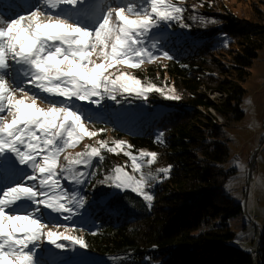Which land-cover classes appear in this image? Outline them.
Listing matches in <instances>:
<instances>
[{
	"label": "trees",
	"instance_id": "16d2710c",
	"mask_svg": "<svg viewBox=\"0 0 264 264\" xmlns=\"http://www.w3.org/2000/svg\"><path fill=\"white\" fill-rule=\"evenodd\" d=\"M172 2L185 9L183 19L161 24L160 31L186 29L197 43L181 55L171 54V59L131 69L132 76L155 84L164 94L153 91L146 100L126 95L109 102L137 112L141 102L173 110L140 127L129 121L130 128H139L137 135L117 125H91L97 139L86 143L99 147L100 140L110 146L126 141L132 146L126 150L133 154L156 152L154 165L171 166L170 172L156 185L150 205L131 192L109 198L112 188L102 181L117 166L127 164L129 170V159L123 152L101 150L103 161L93 160L88 171L92 174L80 185L81 221L73 217L63 221L61 230L76 229L67 233L84 239L87 255L112 258V264H264V227L253 252L233 245L229 219L242 207L222 193L230 173L225 168L229 151L221 130L243 118V83L264 48V0H236L237 6H227L223 0ZM220 35L227 37L228 46L217 40ZM173 87L181 97L178 101L165 98ZM203 90L219 93L220 99L207 98ZM99 104L104 106L102 101Z\"/></svg>",
	"mask_w": 264,
	"mask_h": 264
},
{
	"label": "snow or ice",
	"instance_id": "6c2138e0",
	"mask_svg": "<svg viewBox=\"0 0 264 264\" xmlns=\"http://www.w3.org/2000/svg\"><path fill=\"white\" fill-rule=\"evenodd\" d=\"M91 6L92 0H39L29 15L10 22L0 18V173L18 175L17 164L30 170L14 185L0 188V264H36L41 239L57 248L64 247L58 241L86 247L82 237L65 234L76 229L61 233L52 228L58 229L60 217L71 219L74 208L84 204L63 182L84 184L92 173L79 169L103 161L101 150L123 152L131 162V172L127 164L117 166L102 183L153 200L146 189L158 178L151 171L156 152L133 154L125 151L132 148L126 141L110 146L100 140L99 147L88 145L75 157L64 155V164L60 157L85 137L98 135L88 130L75 101L98 105L105 97L115 101L126 93L145 100L153 91L164 94L125 72L114 78L108 73L117 65L139 69L146 62L171 59L167 52L155 54L158 46H149V39L161 24L182 21L185 9L172 0H128L108 7L91 24L72 18L90 17ZM169 91L166 99H181L174 87ZM170 168L156 171L167 175ZM42 210L57 216L45 221Z\"/></svg>",
	"mask_w": 264,
	"mask_h": 264
},
{
	"label": "rangeland",
	"instance_id": "374dc122",
	"mask_svg": "<svg viewBox=\"0 0 264 264\" xmlns=\"http://www.w3.org/2000/svg\"><path fill=\"white\" fill-rule=\"evenodd\" d=\"M23 1V5L29 3L30 11L28 13H19L18 16L10 17L9 15L4 14V12H13L11 9H13L12 6L14 0H0V14L8 17V22H10V20L13 18H19L20 15H29L31 11L35 10V6L39 3V0ZM223 1L227 6H234L237 4L236 0ZM262 10L264 11V5L262 6ZM72 18L77 19L74 17ZM164 33L165 37L171 40L174 44L175 50H177L179 46H183V51L185 49L184 46H192L193 44L197 43L193 35L186 29L174 28L169 33H161L160 36H164ZM151 39L155 40V42H160L162 40L155 34H153ZM217 40L222 45L228 46V40L225 35L218 36ZM149 42L155 43L151 41ZM172 43H165V49L170 50L171 53L175 51L173 50L174 47ZM156 44L159 47L162 46L161 43ZM93 59H96V57L94 56ZM224 59L227 58L224 57ZM96 62L99 63L100 61L97 60ZM249 70L250 76L247 81L243 83V87L246 91V94L241 102L243 118L221 128L224 140L227 142L229 151V159L225 164V168L230 173L227 176L226 182L222 187V193L225 197L230 199L233 204L240 205L242 207V212L240 214L229 219L230 230L235 235L233 245L243 250L253 252L256 242L259 238H261L262 229L264 227V48L259 51L258 57L253 61V65ZM120 72H125L132 76L131 68L123 65H117L116 68L110 69L108 74L112 75L114 78L116 75H119ZM28 90L37 91L36 89H32L31 87H29ZM202 92L205 93L207 95V98L209 99H220V95L217 92L212 93L206 90H203ZM117 97L122 98L125 97V95H118ZM60 100L61 98H58V102ZM110 100L111 99H108L106 97L101 100L104 103V108L106 111L105 114H99L98 112L100 110L98 109V107H93V110L96 112L95 117L99 119L102 118L103 121H105V119L111 120L112 122H114V120H120L122 127L126 128L127 132L131 135H137L139 128L137 126L135 129L130 128L127 124L129 121L138 123L140 127V124L144 123L145 121L156 119L162 113L171 112L173 110V108L170 106H165L162 104L154 106L146 102H141L140 104L136 105L137 110H139L137 112L132 108L130 110H127L126 107H121V105L115 102H109ZM78 103L79 105H76L77 108H79L84 113V116H86V111L91 107V104L87 101H78ZM38 106L46 107V105L39 104V102ZM148 108H151L152 110H148ZM201 111H203V109H201ZM208 111L214 113L212 109H209ZM91 116H93V114H90V117ZM216 117V120L218 122L222 121L220 116ZM10 119L11 117H9V120ZM87 122L89 124L85 122L86 127L89 131H91V124H93V122L90 118H88ZM106 127L109 126L105 125V128ZM96 139L97 136L93 138L85 137L77 147L69 148L63 155H61L60 163H65L63 159L64 155H71L75 157V155L80 152L79 149L81 150L86 146V143L95 141ZM125 151L127 150L125 149ZM140 151H138V153ZM130 164L131 162L129 160V166ZM17 169L20 170V175L13 174L9 171L0 173V188L14 185L16 182H18V180L24 177L26 172L30 171L26 167L20 166L18 164ZM157 169L160 168L156 167L154 164L151 166L153 175H156L158 178L155 180H151L150 186L146 189V191L149 192L152 196L154 195L156 185L164 177L167 176L162 173H157ZM79 170L88 172L90 168H81ZM126 170L131 172V167H129V170ZM143 170L147 172L149 171V168L146 166ZM63 183L69 190L70 194H77L78 196L80 195V185L68 183L67 181H64ZM110 187L112 188L110 189L112 191L109 194V198L113 195L121 194L123 192L134 193L131 190H118L113 186ZM134 194L143 199L141 195H138L137 193ZM143 200L147 205H150V203L153 201L152 200L149 203L145 199ZM81 210V207L74 208L76 216L73 215L72 217L78 222L81 221ZM42 211L43 219L45 217V221H50L54 216H57V214H50L48 210ZM63 221L66 220L60 217L57 220V223L60 225ZM77 225H79V223ZM47 230L48 229H45L44 231L46 232ZM52 230L65 233L61 230V226L58 229L53 227ZM44 241L48 246L57 248L55 245L48 243L46 239H44ZM58 243L64 245V247L62 248H57L62 251L64 257L59 262V264H112L114 262L112 258L108 257L103 260H98L96 258L93 259L90 255H87L85 253L82 247H80L79 245H74L70 241H58ZM259 245L260 243L256 246L258 247ZM36 249L37 248H35V251ZM34 260L36 261V264H39L40 261L38 259V256H36Z\"/></svg>",
	"mask_w": 264,
	"mask_h": 264
},
{
	"label": "bare ground",
	"instance_id": "6f19581e",
	"mask_svg": "<svg viewBox=\"0 0 264 264\" xmlns=\"http://www.w3.org/2000/svg\"><path fill=\"white\" fill-rule=\"evenodd\" d=\"M103 9H107V8H105L104 6H101V7L98 9V11H102Z\"/></svg>",
	"mask_w": 264,
	"mask_h": 264
},
{
	"label": "water",
	"instance_id": "95a60500",
	"mask_svg": "<svg viewBox=\"0 0 264 264\" xmlns=\"http://www.w3.org/2000/svg\"><path fill=\"white\" fill-rule=\"evenodd\" d=\"M253 257H254V260H255L256 259V253L255 252L253 253Z\"/></svg>",
	"mask_w": 264,
	"mask_h": 264
}]
</instances>
